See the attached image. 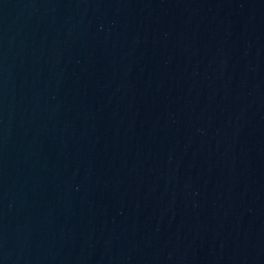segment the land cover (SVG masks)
<instances>
[{
  "label": "water",
  "instance_id": "obj_1",
  "mask_svg": "<svg viewBox=\"0 0 264 264\" xmlns=\"http://www.w3.org/2000/svg\"><path fill=\"white\" fill-rule=\"evenodd\" d=\"M0 264H264V0H0Z\"/></svg>",
  "mask_w": 264,
  "mask_h": 264
}]
</instances>
